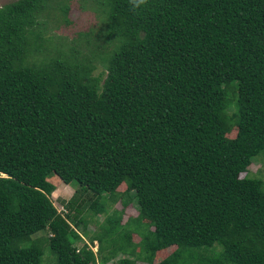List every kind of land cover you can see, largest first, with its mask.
Returning <instances> with one entry per match:
<instances>
[{"label": "trees", "instance_id": "1", "mask_svg": "<svg viewBox=\"0 0 264 264\" xmlns=\"http://www.w3.org/2000/svg\"><path fill=\"white\" fill-rule=\"evenodd\" d=\"M49 1L0 8V264H108L130 233L146 264L169 247L157 264H264V184L245 176L264 150V0H91L103 76L31 60ZM50 175L76 186L64 214ZM129 194L136 216L101 223L96 257L70 212Z\"/></svg>", "mask_w": 264, "mask_h": 264}, {"label": "rangeland", "instance_id": "2", "mask_svg": "<svg viewBox=\"0 0 264 264\" xmlns=\"http://www.w3.org/2000/svg\"><path fill=\"white\" fill-rule=\"evenodd\" d=\"M15 1L17 0H0V8ZM37 21L38 24L34 27V31L42 35L43 45L38 50L32 49L30 56L32 61H45L58 55H69L71 53L78 60L85 58L92 61L94 65L92 76L99 74L103 76V68L99 60V58L103 57V54L105 55V47H107L105 37L102 34L104 30L103 16L91 0H50L38 14ZM97 48L102 50V52L97 51ZM229 113L230 111H228ZM234 134L235 129H232L226 137L233 138ZM245 176L255 177L264 184V150L252 159ZM240 177H243V175H240ZM47 180L54 187L49 199L55 210L64 214L66 210L62 203L72 197L76 186L64 185L53 175H50ZM123 190L124 187L120 185L115 194L119 195ZM79 198L85 200L83 195H80ZM88 203L85 201V204L82 203V207L77 213L71 211L70 215L74 216L75 220L83 221L78 226L82 243L86 244L87 248L97 257L98 244L96 241L91 243L90 239L99 232L101 223L118 213L120 224L122 225L129 218L136 216L137 208L131 194L127 197H114L111 200H105L103 203L105 215L94 214L88 207ZM47 235L45 232H39L34 234L31 239H44ZM129 243L133 246V255L130 257L116 253L108 264H114L118 259H128L133 261L134 264H146L141 261L138 236L130 233ZM173 250L174 247H169L156 252L151 264H157ZM105 254L106 251L104 249L102 255Z\"/></svg>", "mask_w": 264, "mask_h": 264}, {"label": "clouds", "instance_id": "3", "mask_svg": "<svg viewBox=\"0 0 264 264\" xmlns=\"http://www.w3.org/2000/svg\"><path fill=\"white\" fill-rule=\"evenodd\" d=\"M129 3L132 7V10L135 11L141 9L143 6H146L148 0H129Z\"/></svg>", "mask_w": 264, "mask_h": 264}]
</instances>
